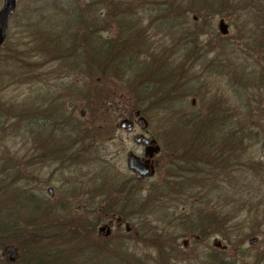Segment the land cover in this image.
Listing matches in <instances>:
<instances>
[{
    "label": "rangeland",
    "instance_id": "374dc122",
    "mask_svg": "<svg viewBox=\"0 0 264 264\" xmlns=\"http://www.w3.org/2000/svg\"><path fill=\"white\" fill-rule=\"evenodd\" d=\"M46 1L48 2V0L40 3L39 0L16 1L15 14L9 24L5 46L0 50V179H12L7 180V182L11 181L12 189L8 192L1 189L0 200L8 194L19 192V189L31 185L32 189L35 188V195L47 204L46 208L49 213L53 214L52 205L67 204L65 207L68 209H63L65 207L60 209L65 210L64 212L69 210L68 212L75 220L80 218L83 222L91 223L93 226L90 227L91 231L97 237L102 239L104 232L99 236L98 229L108 225L111 231L110 245L124 248L135 256H145L152 264L155 263L156 249L154 244L151 246L150 239L140 237L141 226L146 228L148 236L161 239L166 235H174L177 238L176 242L180 248L174 247L171 255L178 261V264H208L209 261L205 258L210 257L220 258L230 264H264V167L260 166L264 130L260 132V126L257 125V122H260L259 114H264L262 111L264 109V85L261 82L264 78V37L257 35L254 31V34L252 32L245 35L239 34L241 24H247L245 22L248 21L254 29L255 22H251L252 18L264 19L262 15L264 0H202L203 5L193 7L194 5L190 4L188 8H191V11L184 12L181 17L187 25V30L184 29L180 33L186 36L178 39L176 45H172L167 33L161 34L153 28L152 30L147 29L145 32V40L148 42L146 55H159L160 52L162 56L166 55L167 60L171 61L170 64L174 68L177 67L173 71L180 73V78H182L180 89L177 90V87L173 91L175 93H166V98L164 94H159L160 91L156 88L157 86L161 90L165 88L163 82L171 80L170 75L163 82L158 79L159 85L155 86L156 90L152 94L150 90L146 91L148 93L146 100L138 102L134 101L130 87L125 85L126 78L112 74L105 81L110 83V86L107 85L110 91L109 94H103L104 96L99 92L104 89L103 84L105 83L98 85L96 81L87 77L90 76L88 72L84 73V70L79 68L73 72L66 69L68 76L58 84L64 92L74 94L72 95L74 99L70 98L73 102L78 101L74 103L79 107V112L84 114L83 118L79 117L78 112L75 114L80 124L86 126L98 124L101 126L100 129L107 126L109 135L116 131L115 126L121 124L122 118L131 117L133 110L138 109L143 116L146 115L145 120L151 126L149 131L156 133L158 126H171L170 135L174 142L173 146L185 147L189 143L188 149L199 150L196 153L197 156H202L207 160L210 158L208 149L195 145L198 144L197 141L205 142L211 138L212 131L208 126L209 123L199 126L196 121H183L188 117L172 121L173 117L181 118V116L165 113L164 105L171 104L166 101L173 102L175 99L176 103L180 104L184 100L182 103L185 107L181 110L191 109L193 113L202 110L203 121L207 120V115L204 117L207 106L211 112L213 109L227 110L228 113H224L229 117L223 131L227 134L232 131L235 135L241 136L246 146L244 152L248 154L242 161L236 160V157L233 160L231 159L233 157H229V167L226 170L231 171L229 173H233L236 177L239 176L241 183L238 182L241 186L249 183L250 188L256 187L257 189L259 183L261 192L257 191L254 195L251 193L256 189L248 188L245 194L249 195L244 197L245 206L236 212L232 210L233 205H231L234 199L225 193L223 195L214 193L216 195L213 198L208 197L207 204L197 205L196 213L202 212V219L208 218L207 223L204 224L205 228L202 229L204 235L199 240L193 239L194 232L190 233L185 227H178L180 218H187V214L191 213L188 212V208L182 210V205L173 206L180 204L179 201L169 203L161 196L147 195L129 196L118 201L117 198L106 195H89L88 188H91L95 178L103 181L108 177L114 178L116 174L128 173L126 153L129 151L130 140L127 142L121 139L122 137H118L112 141L102 134L98 161L91 160L85 155L79 161L72 162L75 164H68L66 171L56 177L48 176L50 165L39 163L38 167H34L30 131L34 130L32 126L46 123L42 118L44 114L40 112L39 104L42 103L41 99L46 93L44 89L47 83L49 84V79L46 81L42 77L36 85L32 73L36 61L45 60L44 57L50 59V56L34 51V42L37 37L34 31L40 22V16L36 10L39 11L42 6L45 8ZM53 1L60 3V0ZM211 3L215 4L211 5ZM92 9L93 5L89 6V10ZM254 12L256 14H253ZM220 19H223L228 26V35L225 38L221 37L217 31ZM147 20L146 17H139L138 21L142 28L149 25L146 24ZM102 36L105 37L106 33ZM162 42H167L168 45H162ZM140 60V65L145 62L144 59ZM226 64H228L227 74L218 70L220 65L225 66ZM230 64L236 69L238 67L243 70V79L237 76L238 73L233 74L234 71ZM152 70L143 74L142 79L146 86L147 81H154L153 79L157 76ZM134 80L131 79V81ZM38 92L42 94L39 95ZM96 92L97 95H95ZM80 94L83 97H80ZM100 95L102 96L99 97ZM153 95H155L154 98ZM192 100L193 106L190 104ZM68 102L71 101L68 100ZM45 112L52 113V110ZM244 125L247 131L249 128L256 129L259 136H252L250 141H244V133L246 134ZM194 128H197V132L202 135L190 141L191 137L195 136ZM241 130L243 135L240 133ZM119 134L121 133L117 131L116 135L119 136ZM225 153L228 156L227 152ZM233 154L237 156L236 152ZM101 161L106 165L100 163ZM241 169L244 171L243 174ZM158 180L159 178L155 176L150 183H158ZM31 183H36V185ZM236 183L235 181V185H228L227 180H223L218 183V188L220 191H228L230 189L227 185L234 186L232 191H235ZM177 186L180 189L183 188V184ZM211 187L209 183L207 188ZM49 188L53 190L52 197L47 193ZM226 195H229V199H226ZM203 198L206 197H201L200 200ZM116 204L120 206L116 208ZM103 206L107 207L103 208ZM190 208L193 212L194 204L190 205ZM116 210L122 211L125 224L123 222L121 226H117L113 217L107 214L117 212ZM209 214L212 216H208ZM214 218L217 219L216 222ZM195 219L198 218H192L193 221ZM109 221H112L111 226L108 224ZM126 225L130 228L129 232L125 231ZM124 232L127 235H124ZM214 238L225 246L224 253L212 247L211 243ZM252 238H257V241L249 244ZM183 241L187 242L185 248L182 246ZM101 242L104 243L105 240L96 242V244H102ZM7 246H15L19 249V256L21 252L27 251L26 244L20 238L13 239L4 248ZM101 260L97 257L96 264H99ZM138 260L143 262L141 259Z\"/></svg>",
    "mask_w": 264,
    "mask_h": 264
},
{
    "label": "trees",
    "instance_id": "16d2710c",
    "mask_svg": "<svg viewBox=\"0 0 264 264\" xmlns=\"http://www.w3.org/2000/svg\"><path fill=\"white\" fill-rule=\"evenodd\" d=\"M41 1L44 0H39V3ZM46 3H44L45 8L42 6L39 11L36 10L38 16H40V22L36 25L37 27L34 31L37 33V37L33 49L50 56V59L44 57L45 60L39 61H58L63 65L65 64L63 66L64 71L73 72L79 68L84 70V73L88 72L90 74V76H87L88 78L109 86L110 83L105 81L110 74L126 78L125 85L130 87L133 99L137 102L146 100L149 90L152 94L154 90L159 89V94L165 95L168 92H173L177 87V90L180 89L179 86L182 84L180 73L173 71L177 67L174 68L170 64L171 61L167 60L166 55L162 56L161 52L159 55H146L148 42L145 40V32L147 29L150 28L152 30L153 28V30H157L161 34L167 33L166 35L170 37L169 41H172V45H176L178 39H183L186 36V34L180 33L184 29L187 30L186 23L181 19L183 13L191 11V8H188L190 4L194 5L193 7L203 5L202 0H145V2L144 0H62V2L60 0V3L48 0ZM213 4L215 3H211V5ZM91 5H93V9L89 10ZM256 6L257 3L255 4ZM45 12L46 14H44ZM253 14L256 13L254 12ZM262 15H264V11ZM140 16L146 17L148 19L146 24L149 25L142 28L138 21ZM251 22H255L254 29L246 21L245 23L247 24H241L239 34L245 35L254 31V33L257 32V35L264 37V19L252 18ZM103 33H106L105 37L102 36ZM162 45L168 44L167 42H162ZM140 59L145 61L141 65L139 64ZM230 65L233 68V74L238 73L237 76L243 79V70L238 67L237 69L234 68L232 64ZM227 69L228 64L218 67L219 71L226 74ZM151 70L157 76L153 79L154 81H147L148 85L146 86L142 79L143 74ZM168 75H170L171 80L168 79L167 82H163ZM131 79L135 80L131 81ZM156 79L157 83H155ZM158 79H161L165 87L162 90L157 86L159 85ZM178 79L181 81L179 80L178 82ZM261 82L264 85V78H262ZM155 86H157L156 89ZM95 95H97V92ZM42 97L43 106L44 94ZM154 97L155 95H153ZM166 97L167 95L164 98ZM166 102L171 104L164 105L165 113H174L176 116H181V118L173 117L172 121L188 117L183 121H196L199 126L209 123L208 126L212 131L211 138L205 142L203 140L197 141L198 144L195 146H203L210 153L214 166L210 181L212 187L209 188L211 191L207 193L206 198L201 200L200 196H190L184 202V197L160 195L157 191H153L147 196H161L163 197L162 199L166 198L169 203L181 202L173 206L182 205V210H184L183 208H188V212L191 213L187 212V218H180L178 227H185L190 233L194 232V235L198 236L197 240H199L204 235L202 229L205 228L204 224L207 223L208 218L202 219V212L196 213L195 207L197 205L203 204L205 201L208 203V197L213 198L216 194L223 195L225 193L231 195V198L234 199L231 205H233L232 210L236 212L245 206L244 197L249 195L245 194L246 190L248 188L251 190L256 189V187L250 188L249 183L241 186V182L238 179L239 176L236 177L233 173H229L231 171L226 170L229 167V157H233L231 158L232 160L236 157V160L240 159L242 161L248 153L244 152L246 146L241 136L235 135L232 131L229 134L223 131V127L228 122L229 117H227L228 114L224 113L227 110L213 109L211 112V109L207 106L204 114V117L207 115V120L203 121L202 110H199L201 113H196V115L183 112L175 113V109L178 108L176 100L174 99V103L172 101ZM39 109L44 114L42 118H44L45 122L47 117L54 118V113H46L44 111L45 108L43 110L42 108ZM259 116L260 122H257V125L260 126L259 131L261 132L264 130V114L261 113ZM244 130L246 132V134L244 133V141H250L252 136H259V132L256 129L252 130L249 128L247 131L244 125ZM193 132H195V136L191 137L190 141L196 140L199 135H202L197 132V128H194ZM240 133L243 135L242 130ZM188 145L189 143L185 146L186 150ZM193 150L196 153L199 151L197 149ZM224 151L227 152L228 156H226ZM233 152H236L237 156ZM187 157L190 158L189 155ZM187 157L186 155L183 156L185 159ZM196 157H198L197 154ZM260 166L261 168L264 167L263 161ZM241 171L243 174V169ZM8 179H0V192L1 189H5L7 192L12 189V186H10L11 181L7 182ZM223 180H227L228 185H235L236 181L237 188L235 191H232L234 186L228 185L227 187L230 190L220 191L218 183L223 182ZM36 183L31 184L36 185ZM258 186L251 194L255 195L257 191L261 192L259 183ZM34 189L29 185L24 189H19V192L8 194V196L0 200V250L15 238H20L27 246V251L21 252L19 258L12 264H81L83 262L96 264L95 260L97 257L102 259L99 264H152L148 262V258L145 256H135L128 253L124 248L110 245L109 238L101 239L97 237L91 231L93 227L91 223L83 222L80 218L75 220L68 212L69 210L64 212L65 210L63 209H68L65 207L67 204L52 205L53 214L49 213L48 208H46L47 204L42 198L35 195ZM229 195L225 196L226 199H229ZM131 196L141 195L135 194ZM125 197L129 196L115 198L121 201ZM197 198H199L198 201ZM192 204H194L193 212L190 208ZM119 206L120 204L115 205L116 208ZM105 207L107 206H103V208ZM116 211L118 213L113 211L107 214L120 217L125 222L122 211ZM208 216L212 215L209 214ZM194 217L198 219L193 221L192 218ZM210 219L212 218L210 217ZM215 220L217 219L214 218V222H216ZM136 232L139 235L137 230ZM124 235L127 234L125 233ZM140 235L142 238L150 239L151 246L153 244L155 246L156 259L153 264H178V261L171 255L174 247L180 248L174 235H168L172 239L168 238L167 235L161 239L148 236L146 228L143 226L140 227ZM101 240H105V242L96 244V242ZM104 244H107V246H104ZM217 251L224 253V251ZM24 253H27L26 256H23ZM205 259L209 261L208 264H230L220 258L210 257ZM0 264H6L1 257Z\"/></svg>",
    "mask_w": 264,
    "mask_h": 264
},
{
    "label": "flooded vegetation",
    "instance_id": "af4514ba",
    "mask_svg": "<svg viewBox=\"0 0 264 264\" xmlns=\"http://www.w3.org/2000/svg\"><path fill=\"white\" fill-rule=\"evenodd\" d=\"M4 46L5 43L0 46V50L3 49ZM64 65L58 61H36V66L32 73L36 85H38L37 82L41 80L42 77H44L46 81L49 79V84L47 83L44 89L46 93H44L43 106L42 103L40 106L42 109L45 108V111L52 110V113L55 115L54 118L46 116L45 124L33 126L34 130L31 132V152L35 168L38 167L39 163L50 165L51 169L48 176L56 177L58 174H62L66 171L68 164H75L72 162L79 161L80 158L82 159L85 155L91 160L98 161V150L103 135L106 137L108 136L112 141L118 137H122L121 139L127 142L130 140L137 147L142 148V152L139 154L134 150H129L126 153V158L134 156L138 159H142L147 174L139 175L128 170L126 166L128 171L127 174H116L114 178L108 177L103 181L95 178V180L92 181L91 188H88L89 195L96 196V194H98L123 197L135 194L148 195L153 191H157L160 195L184 197V202L190 196H207V193L211 191V189L207 187L211 181L214 167L211 157L208 160L204 159L202 156L196 157V151L193 149L186 150L185 147L173 146L174 142L170 140V126H158V131L156 133L149 131L151 126H149L145 120L146 115L143 116V113L138 109L133 110L131 117L122 118L121 124L115 126L116 131L109 135V127L107 126L100 129L101 126L98 124H93L91 126L80 124L75 118L76 112H78L80 118H83L80 116L79 107L74 103L78 101L73 102L70 98H72L74 94L64 92V89L58 85L61 83L62 79H65L67 76V72L61 71L64 70ZM98 83L100 84L101 82ZM103 85L105 87L101 89L102 91L99 93L105 95L107 93L109 94L110 90L107 84ZM105 90L106 92L104 93ZM78 97L76 96V99ZM80 97L83 96L80 95ZM68 100L71 102H68ZM182 102H184V100ZM182 102L180 104L179 102L177 103L178 108L175 109V112L195 115L196 113H201V111L193 113L191 109L181 110L185 107ZM190 104L191 106L194 105L193 100ZM143 112L145 111L143 110ZM135 113H137V116L134 115ZM95 119H97V117H95ZM133 127L139 128V132H137L135 136L129 138L127 135H122V133L129 132ZM117 131L121 133L119 136L116 135ZM145 140L149 142L145 144ZM185 155L186 157L189 155L190 158H183ZM100 163L106 165V163L102 161ZM155 176L159 178L157 181L158 183H150ZM187 182L190 183L187 184ZM179 184H183L182 189L177 186ZM47 193L52 197L53 190L49 188ZM203 204H207V202L205 201ZM112 217L117 226L123 224L120 217L115 215H112ZM108 224L111 226L112 221H109ZM103 228L105 229L103 230L104 233L108 230L110 236V227L104 225Z\"/></svg>",
    "mask_w": 264,
    "mask_h": 264
},
{
    "label": "water",
    "instance_id": "95a60500",
    "mask_svg": "<svg viewBox=\"0 0 264 264\" xmlns=\"http://www.w3.org/2000/svg\"><path fill=\"white\" fill-rule=\"evenodd\" d=\"M15 2L16 0H3V5L0 9V46L4 42L7 36L8 31V23L10 21L11 16L14 13L15 10ZM217 30L221 36H226L228 34V27L224 23L223 20H219L217 24ZM137 116V113L134 114ZM81 116L83 114L81 113ZM142 121V120H141ZM262 159L264 161V143L262 145ZM127 168L139 175H146L147 172H141L140 169H146L144 162L142 159H138L134 156H129L126 160ZM105 230L104 228H100L99 232H102ZM106 234L104 235L107 237L109 235V231L106 230ZM255 241V239L250 240V244H252ZM183 247L187 246V242L184 241L182 243ZM213 247L224 250L225 248L221 246L220 242L218 240H213L212 242ZM1 257L7 262V263H13L18 258V250L17 248L10 246L6 249L2 250Z\"/></svg>",
    "mask_w": 264,
    "mask_h": 264
},
{
    "label": "clouds",
    "instance_id": "9594fccd",
    "mask_svg": "<svg viewBox=\"0 0 264 264\" xmlns=\"http://www.w3.org/2000/svg\"><path fill=\"white\" fill-rule=\"evenodd\" d=\"M137 132H139V128L133 127V128H131V130L129 132L122 133V135H127L129 138H131V137L135 136ZM148 142H149L148 140L144 141L145 144H147ZM128 148H129V150L136 151L138 154L142 152V148L137 147L135 144L131 143L130 141L128 143ZM140 171L145 172L147 170L146 169H140ZM205 251H206V249H205Z\"/></svg>",
    "mask_w": 264,
    "mask_h": 264
}]
</instances>
